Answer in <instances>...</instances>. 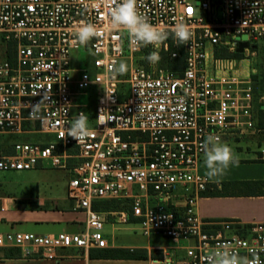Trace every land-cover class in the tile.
I'll return each instance as SVG.
<instances>
[{"label":"built area","instance_id":"1","mask_svg":"<svg viewBox=\"0 0 264 264\" xmlns=\"http://www.w3.org/2000/svg\"><path fill=\"white\" fill-rule=\"evenodd\" d=\"M112 7L111 0H0V135L50 138L16 142L11 154L0 149V172L66 171V198L83 217L76 233L0 234V249L57 259L63 250L108 249L112 238L104 236L105 225L115 230L135 224L145 237L186 243L182 259L164 264H208V254L225 245L264 262V224L226 235L232 223L224 222L207 232L195 212L209 183L198 172L208 137L220 143L256 131L253 87L239 72L264 41V0H138L140 13L168 32L158 49L137 48L126 32L114 29ZM81 22L98 30L87 45L76 38ZM180 22L192 37L177 46L172 29ZM240 43L247 44L241 60L214 57L219 48L236 53ZM3 50L9 58H1ZM152 51L182 63L172 70L167 61L137 64ZM73 59L80 66L72 70ZM121 62L127 72L114 74ZM90 91L96 93L92 115ZM81 112L91 135L77 144L66 129ZM98 200H121L128 210L95 211Z\"/></svg>","mask_w":264,"mask_h":264},{"label":"crops","instance_id":"2","mask_svg":"<svg viewBox=\"0 0 264 264\" xmlns=\"http://www.w3.org/2000/svg\"><path fill=\"white\" fill-rule=\"evenodd\" d=\"M260 103H264V94L258 95L254 102V109H256L255 105ZM254 122L256 123L255 110ZM33 135L39 136L40 134L0 135V149L3 153L11 154L12 145L18 141L7 137L22 136L25 138ZM247 135L251 136V134ZM247 135L226 136L221 139V144H227L233 150L238 163L231 166L218 178L208 179L205 175V154L199 159L198 172L206 177L209 183L196 200L195 212L203 220L207 232L219 229L224 222L232 223L230 230L225 233L226 235L234 233V229L239 226L250 227L255 224H264V196H248L241 187L223 186L225 183L261 181L264 179V165L260 162V159H264V140L260 142L236 140L245 138ZM45 139L50 140V138L43 136L39 140L23 139L22 141L43 143L48 141ZM14 192L16 191L9 195L0 193V234L30 232L38 235H52L60 232L76 233L83 229L82 215L72 211V204L68 205L69 200L66 196L58 199H25ZM25 201L34 202V205L29 207L23 205L22 202ZM47 201L50 204L46 205ZM70 214L77 215L78 218H75L77 220L74 221ZM113 231L111 230L112 233ZM153 236L159 237L158 240L152 241L146 237V244L117 246V250L124 252L120 254H113V251L110 250L114 249V246H111L108 249H90L86 252L63 250L57 253L59 256L57 259H44L32 254L28 257L23 256L17 249H0V264H38V262L43 264H155L157 261L164 264L166 258L182 259L184 257L185 242L175 243L161 236ZM140 251H146L148 258L145 260L125 259L121 256L130 252L139 253ZM151 252L155 255H161V260L151 259L149 257ZM90 254L95 257H89Z\"/></svg>","mask_w":264,"mask_h":264},{"label":"clouds","instance_id":"3","mask_svg":"<svg viewBox=\"0 0 264 264\" xmlns=\"http://www.w3.org/2000/svg\"><path fill=\"white\" fill-rule=\"evenodd\" d=\"M114 7L110 9L111 25L118 31L126 32L131 38V43L137 48L152 46L158 49L167 39L168 32L158 26H154L147 17L142 15L138 8V0H111ZM177 46L186 45L192 37L187 24L180 22L172 29ZM98 35V30L91 23L81 22L76 38L81 45L87 43ZM146 59L150 64H156L161 59L158 51L150 52ZM114 74L123 75L127 72V66L121 62L118 67H112ZM88 116L79 113L66 129L67 137L77 141V144L91 135ZM205 154V175L208 179H215L223 175L231 166L238 163L233 150L227 144H221L218 139L209 136L203 145ZM155 264H160L159 261ZM208 264H264L259 255L253 254L252 258L241 257L231 251L230 245L222 246L208 254Z\"/></svg>","mask_w":264,"mask_h":264},{"label":"rangeland","instance_id":"4","mask_svg":"<svg viewBox=\"0 0 264 264\" xmlns=\"http://www.w3.org/2000/svg\"><path fill=\"white\" fill-rule=\"evenodd\" d=\"M258 47L255 49V53L248 59H244L247 61H242L240 72L242 75L249 76L251 84L255 89L257 94H263L262 91V81L264 79V41H260ZM79 54L77 51H71V56H76ZM84 53H80L82 56ZM89 55V54H88ZM87 54H84V59H87V62L90 61V57ZM80 66V60L73 59L70 62V68L77 69ZM77 75L74 74V78ZM254 77V78H253ZM72 91L75 92V88L72 87ZM90 97L89 101L92 102L90 105L91 115L94 112L95 107V99L96 93L93 91L89 92ZM80 101H84L85 99L80 97ZM47 137V136H44ZM7 138L16 139L18 142H23L22 140H39L43 138V136L33 135L32 137L26 136L23 138L22 136H9ZM49 138V137H48ZM224 138V137H223ZM236 139V138H235ZM234 139V140H235ZM245 140V141H257L260 142L264 140V132L257 130L254 132V135H247L245 138H239L236 140ZM44 140V139H43ZM48 140V139H45ZM25 142V141H24ZM69 180V176L66 171L60 169H52V168H34L28 171L21 172H0V193L9 195L12 194L13 191L18 196L21 195V198L30 199V198H45V199H58L66 196L64 192L65 186ZM65 193V194H64ZM23 205L33 206L34 202L25 201L22 202ZM50 204L49 201L46 202V205ZM68 205H71V202L68 201ZM71 218H74V221L78 218L75 214H70ZM80 217V216H79ZM137 225H119L113 231L110 230L109 225H105L103 229V234L106 238H112L113 243L111 246H114L113 254L124 253L120 250H117V246L120 245H142L147 243V238L143 236L138 230H135ZM150 240L156 241L159 237L149 236ZM158 254V253H156ZM38 264H43L38 262Z\"/></svg>","mask_w":264,"mask_h":264},{"label":"trees","instance_id":"5","mask_svg":"<svg viewBox=\"0 0 264 264\" xmlns=\"http://www.w3.org/2000/svg\"><path fill=\"white\" fill-rule=\"evenodd\" d=\"M255 47L257 48L258 45H255ZM1 51L3 49V47H0ZM148 53L145 54V57L143 60L138 61V65H146L147 63V57ZM161 59L159 60L161 64H164L163 62L167 61V68L168 69H176L177 66L182 63V60H170L167 56L166 53H160L159 54ZM7 57L9 58L10 55L9 53L4 54V50L3 53L1 54V58ZM214 57L216 59H225V58H233L236 60H241L242 59V55L241 54H237V53H233V54H229L226 52L225 49L223 48H219L215 51L214 53ZM254 78V77H253ZM253 87V86H252ZM262 91L264 94V79L262 81ZM253 92H254V102L256 101L258 95H262V94H257L255 89L253 88ZM255 114H256V129L257 130H261L264 131V103H260L259 105H255ZM260 162L263 163L264 165V159H260ZM223 186H232V187H241L244 191V193L248 194V196H264V179L261 181H245V182H232V183H225L223 184ZM92 208L95 211H121V210H126L127 208V202L121 201V200H98V201H94L92 203ZM128 210V208H127ZM128 220L129 222H132L133 219L131 218V216L128 214ZM95 257L94 255L90 254L89 257ZM123 258L125 259H142L145 260L148 258L146 251H140L138 252H130L128 254L125 255H121ZM151 259L154 260H161V255H155L153 252H151L150 256Z\"/></svg>","mask_w":264,"mask_h":264},{"label":"water","instance_id":"6","mask_svg":"<svg viewBox=\"0 0 264 264\" xmlns=\"http://www.w3.org/2000/svg\"><path fill=\"white\" fill-rule=\"evenodd\" d=\"M245 48H247V44L246 43H240L239 45H238V48L236 49V53L237 54H242L243 53V49H245ZM252 49H255V47L254 46H252L251 47Z\"/></svg>","mask_w":264,"mask_h":264}]
</instances>
